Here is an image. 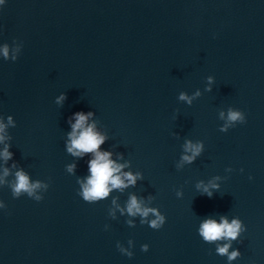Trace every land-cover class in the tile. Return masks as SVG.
I'll return each mask as SVG.
<instances>
[{
	"label": "water",
	"instance_id": "95a60500",
	"mask_svg": "<svg viewBox=\"0 0 264 264\" xmlns=\"http://www.w3.org/2000/svg\"><path fill=\"white\" fill-rule=\"evenodd\" d=\"M5 44L0 153L7 145L12 157L0 155V264H229L216 254L227 241L199 235L221 216L246 226L231 264H264V0H3ZM230 108L246 123L221 132ZM76 112L93 113L87 123L106 137L98 151L125 165V184L123 173H139L134 185L79 195L94 153L67 151ZM186 141L203 145L192 163ZM20 170L41 183V201L13 197ZM131 196L164 225L130 216Z\"/></svg>",
	"mask_w": 264,
	"mask_h": 264
},
{
	"label": "clouds",
	"instance_id": "9594fccd",
	"mask_svg": "<svg viewBox=\"0 0 264 264\" xmlns=\"http://www.w3.org/2000/svg\"><path fill=\"white\" fill-rule=\"evenodd\" d=\"M0 3H3V0H0ZM17 51H19V49H17ZM0 53H2L5 60L9 58V47L7 44L0 49ZM11 59L12 61H15L17 56L12 55ZM208 80L211 81L212 77H208ZM196 95L198 96L199 92H197ZM64 99V95H61L57 98L56 103H62ZM179 99L187 101L189 104L192 102V99L184 93H180ZM92 115V112H88L86 114L84 112H76L74 114L75 123L71 124L72 132L69 133L70 143L67 145V151L74 156H80L83 153H94V158L89 161L90 176L86 178V182H81L82 191L79 193V195H81L83 199L88 202L102 200L107 197L111 188L123 189L129 184L134 185L136 183V179L140 176L139 173L136 175H133L131 172L123 173L127 180V184H125V181L122 180L119 175H116V173L119 172L121 168L125 167V165H118L112 161L109 158L111 153L98 151L99 146L104 143L106 137L95 131L94 124L87 123ZM220 118H224L223 112L220 113ZM237 122L240 124L246 123L245 114L240 110H233L230 108L227 113V123L219 130L221 132H227L229 128L234 127ZM8 124L15 126L11 116L8 117ZM6 127L7 125L0 121V142L5 140V135L3 133L5 132ZM183 147L184 152L191 153V155H183L182 161L192 163L195 158L200 155L203 145L201 143L193 144L191 141H186ZM0 155L3 156L5 161L11 159L12 153L8 151L7 145ZM74 167L75 165H70L68 167V171L72 172ZM226 171H231V169H226ZM241 171L243 170L241 169ZM8 175L9 170L6 168L4 170V176L6 177ZM249 178L251 179V177ZM109 185H111V188ZM41 186L42 185L39 181L30 183L29 176L23 170L15 173V181L10 185L14 198H18L22 194L26 193L28 197H33L35 201L38 202L43 198L35 196L34 193L36 189ZM210 186L213 189L219 188V185L217 184H211ZM45 187L47 186L45 185ZM203 192L209 198L213 195L208 186H204ZM5 207L6 205L0 201V208ZM123 211L124 209H121L122 213ZM126 211L130 216H136L139 214L142 218H147L150 213L153 214L155 219L148 222L152 229L158 230L165 223L164 215L160 214L155 208L143 207L142 202L138 201L136 196L130 197L127 203ZM128 223L131 224L132 222L129 221ZM141 223H145V220L142 219ZM245 231L246 226L238 217L232 219L231 222H229L228 218L225 216H221L219 222L209 218L202 221L199 226V235L202 237L204 242L212 243L221 240L227 241L222 246L217 244L216 254L219 256H226L229 264H231V261L237 260L241 256L238 249L232 251H229V249L232 247V242L237 241L241 234ZM128 243L130 247L133 246V241L129 240ZM117 248L123 255L129 258L133 256L132 251L124 248L119 243H117ZM141 250L147 252L149 250V245H142Z\"/></svg>",
	"mask_w": 264,
	"mask_h": 264
}]
</instances>
